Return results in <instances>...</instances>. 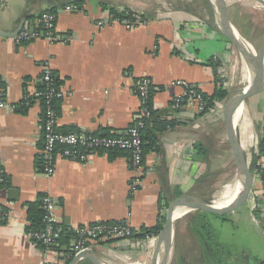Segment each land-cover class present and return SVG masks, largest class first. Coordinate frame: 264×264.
Listing matches in <instances>:
<instances>
[{
    "label": "crops",
    "instance_id": "1",
    "mask_svg": "<svg viewBox=\"0 0 264 264\" xmlns=\"http://www.w3.org/2000/svg\"><path fill=\"white\" fill-rule=\"evenodd\" d=\"M201 1L203 9L192 13L173 7L144 11L145 24L128 30L116 20L130 13L113 0H87L70 11L67 0H0V168L5 174L0 181V209L9 214L0 225V264L61 262L58 247L42 249L27 231V204L41 195L56 204L55 215L68 240L60 246H66L77 240L79 228L99 222L126 221L140 233L159 223L167 213L162 208L167 203L191 195H210L214 200L213 194L230 182L225 100L214 102L211 109L215 113L202 115H191L189 107L174 106L185 91L178 82L207 96H213L217 87L225 88V67L232 66L237 53L209 27L213 8L208 0ZM47 11L54 12L56 32L66 39L46 37L39 19ZM227 15L243 36L257 46L264 45L263 5L256 0H227ZM25 30L37 37L20 42ZM44 63L50 64L65 94L57 102L60 132L123 135L141 108L138 85L144 78L151 80L152 109L164 112L163 120L175 125L159 135L158 150L146 155L138 183H134L127 154L112 159L108 152H93L86 163L58 156L55 174L48 177L44 173L39 160L45 107L36 97L43 85ZM245 68L248 82L256 81L251 64ZM245 107L257 139L249 161L257 169L253 192L258 194V203L264 199V156H259L264 91L247 99ZM234 119L245 152L243 123L237 114ZM253 202L250 198L245 211L249 224L261 227L264 240V204L258 203L260 217L256 219ZM243 211L240 208L229 214L227 223L238 224ZM195 215L191 214V220ZM185 225L191 247L180 243L178 255H184L186 264H218L205 256L189 224ZM176 227L181 237L178 221ZM159 234L102 243L93 251L106 264H151ZM175 253L174 249L170 264H175ZM243 264H264V253L246 258Z\"/></svg>",
    "mask_w": 264,
    "mask_h": 264
},
{
    "label": "built area",
    "instance_id": "2",
    "mask_svg": "<svg viewBox=\"0 0 264 264\" xmlns=\"http://www.w3.org/2000/svg\"><path fill=\"white\" fill-rule=\"evenodd\" d=\"M68 11L72 8L77 9V5H69L66 7ZM130 11V12H129ZM127 10L129 15L118 18L116 21L122 24L128 30H132L145 24L143 12ZM39 23L44 28L46 37L51 41L66 39L56 32V16L54 12H44L39 19ZM37 37L36 34H30L27 30L23 31L19 36V41H30ZM42 83L47 87L45 92H39L36 97H45L47 111L44 120L42 121V128L44 130V146L41 151V162L44 173L51 177L55 174L56 159L58 156L74 162L86 163L88 154L93 152L107 153L111 150H123L130 153L131 168L134 172V183L140 181V173L144 169V151L142 130L145 127V120L152 115L151 107L149 106L151 100V93L154 90L153 83L148 78L142 79L137 87V93L141 100V108L134 117L131 126L123 135L103 136V134H87L81 132H60L57 129L58 115L53 108V102L63 99L64 92L55 84V74L51 69L49 63H44L41 66ZM225 86L231 88L227 81L229 80L226 70L224 74ZM185 88L184 94L177 98L174 102L176 108L189 107L191 115L213 113L214 109L207 111V104L201 92L195 87L178 82ZM225 87V89H226ZM1 107H7L1 103ZM215 113V112H214ZM5 176L3 170L0 168V181H3ZM258 194L251 193V199L254 200L252 210L258 208L257 201ZM42 205L45 211L43 218L44 230L39 233L32 234L37 242H41L48 248L58 247V256L64 258H74L79 253L93 250L96 245L122 240H132L134 231L126 221H119L117 223L99 222L93 225H88L77 230V240L66 246H60L58 238L61 237L63 230L59 225L58 217L55 215L56 204L54 200L48 196H43ZM250 200V199H249ZM9 214L0 209V225L8 220ZM258 219L257 217H255ZM47 264V263H41Z\"/></svg>",
    "mask_w": 264,
    "mask_h": 264
},
{
    "label": "water",
    "instance_id": "3",
    "mask_svg": "<svg viewBox=\"0 0 264 264\" xmlns=\"http://www.w3.org/2000/svg\"><path fill=\"white\" fill-rule=\"evenodd\" d=\"M81 1L86 2L87 0H67V5H75ZM256 1L264 6V0ZM208 2L214 12L209 27L227 39L234 48L243 54L257 74L256 81L242 88L229 91L224 102L223 113L226 121L227 137L237 171L239 191L235 199L225 206H218L213 200L207 201L201 196H182L175 199L167 210L166 220L159 234L151 264L171 263L175 249L178 221L175 213L178 210H186L188 213L202 211L214 215L231 214L249 201L256 180L257 169L251 166L247 155L243 151L234 116L236 110L247 99L264 91V45L257 46L237 30L227 15L226 0H208ZM84 261L91 264H106L93 250L79 253L68 264H80Z\"/></svg>",
    "mask_w": 264,
    "mask_h": 264
},
{
    "label": "trees",
    "instance_id": "4",
    "mask_svg": "<svg viewBox=\"0 0 264 264\" xmlns=\"http://www.w3.org/2000/svg\"><path fill=\"white\" fill-rule=\"evenodd\" d=\"M85 3V1H81L78 4H75L77 6H82ZM55 84L56 86H59V80L57 76L55 75ZM0 85H2L0 83ZM40 92H45L47 87L43 83V85L40 86ZM225 88L217 87V90L213 96H207L204 95L205 102L207 104V111L211 109V107L214 105V102L217 100H225L228 91L224 90ZM152 95H154V92L151 93V100ZM151 100L149 103V106L151 107ZM40 101L42 102L43 106L45 107V113L47 111V105H46V98L40 97ZM58 101L53 102V108L55 111L58 109ZM152 115L149 119L145 120V127L142 130V138H143V151H144V159L148 153L151 151L158 150V144H159V135L166 131L168 128L173 127L175 124L174 122L163 120L164 112L154 111L151 107ZM45 117V115H44ZM44 120V119H43ZM103 136H112L111 134L105 133ZM110 157L113 159L116 156L120 154H127L130 156V153L123 150H111L108 152ZM259 156H264V129L262 132V135L260 136V142H259ZM41 163V159L39 160ZM181 195V194H179ZM207 201H212V197L210 195L202 196ZM43 195L39 197V199L36 202L28 203L27 209H28V221L29 226L27 227V231L31 234L39 233L44 230V223L43 218L45 215V211L43 209L42 205V199ZM259 205L264 204V199L259 200ZM170 204L164 205L162 208L167 211ZM228 204H225V202L218 203V206H225ZM254 215L259 218L260 217V208L258 207L256 210H254ZM214 219H217L221 221L222 224H228L227 222H230L229 214L225 215H214L209 214L202 211H196V215L193 217V219L189 223V229L193 232L194 237L196 238L198 244L200 245L202 251H204L205 256L208 258H213L216 263L218 264H225V262L218 261V258L225 256L227 248L224 247L221 243H218L216 234L213 232V221ZM166 220V214L162 216V219L159 221V223L152 228H143V230L140 233L133 234V237L135 238H143L147 235H158L160 231L162 230L163 224ZM36 243L41 247L42 249L47 248L44 246L41 242ZM58 243L60 245H65L68 243V240L61 235V238L58 240ZM210 244H213L210 246ZM180 246V240L177 235V228H176V238H175V264H186V259L183 254L178 255V248ZM72 258H64L61 260L60 263L57 264H68ZM89 263V262H88Z\"/></svg>",
    "mask_w": 264,
    "mask_h": 264
},
{
    "label": "rangeland",
    "instance_id": "5",
    "mask_svg": "<svg viewBox=\"0 0 264 264\" xmlns=\"http://www.w3.org/2000/svg\"><path fill=\"white\" fill-rule=\"evenodd\" d=\"M103 1H108V0H103ZM113 2L116 3L119 8H124L125 10L139 11L143 13H145L144 11H148V10H167L165 9V7H173L178 9H191V13H192L195 12V9L201 11L204 7L203 2L201 0H113ZM235 50L238 53V50L236 48ZM225 69L227 76L229 78L227 83L229 84V86H232L230 88L231 90L242 88L249 84L248 75L246 73V68L244 67V64L240 63L235 71L232 70L233 63L232 66L230 65L228 68L225 67ZM224 81L226 80L224 79ZM243 105L245 106V103ZM221 122L222 124H225L223 123V121ZM237 129L240 140L241 130L238 125H237ZM229 151H230V147H229ZM250 151L251 149L247 153H249ZM229 161H230V165L228 167L229 168L228 179L231 180L220 190H217V192L213 194L214 197L217 194H219L220 191L225 190V188L228 185L231 186L237 185V180H238L237 171L231 153H230ZM213 202L215 203V200H213ZM245 206L246 205L241 207V209L243 208L244 210L242 213L243 216L241 221L238 224H235L234 226L232 224L221 225V223H218L217 219H214L213 221V230H214L213 232L216 234L217 237L216 239L218 243H221L224 247L227 248L226 255L218 258V261L225 262V264L228 263L233 264L232 262L233 260L234 261L239 260V262L243 264L245 263L246 258H249L250 256L256 253L257 254L264 253V240L261 231L262 229L258 225L257 227H255L249 224L250 216L246 214ZM191 214H193V211L188 213L186 216H184V218L178 221V226L181 233V237H179V240L184 247L187 244H189V246L191 247V234L184 233V232H189L185 224L186 223L189 224L191 220ZM212 245L213 244H210V246Z\"/></svg>",
    "mask_w": 264,
    "mask_h": 264
},
{
    "label": "bare ground",
    "instance_id": "6",
    "mask_svg": "<svg viewBox=\"0 0 264 264\" xmlns=\"http://www.w3.org/2000/svg\"><path fill=\"white\" fill-rule=\"evenodd\" d=\"M227 1V0H226ZM138 4V3H137ZM145 4V3H144ZM148 4V3H147ZM146 5V4H145ZM256 5V4H255ZM136 6V5H135ZM138 7V6H137ZM170 8V7H169ZM242 63L244 64V67H246L249 63V61L243 56V54H241L240 52L236 53L234 55V59H233V71L236 70V68L238 67V65ZM241 76V75H240ZM241 78V77H240ZM250 112V111H249ZM235 114H237L243 123V128H244V132H245V141H246V146H245V152L249 151L251 149V147H254L256 145L257 139L255 137V134L253 132V125L251 122V119L248 115L247 109L244 105H241L235 112ZM247 155H249L251 152L247 153ZM248 159H250L251 155L247 156ZM234 180V179H233ZM233 184V183H232ZM239 191V184L238 185H228L225 190L220 191L219 194H217L214 197L215 203L218 205V203L227 201L228 199H230L234 194H236ZM186 214H188V211L186 210H178L175 213V217L176 219L179 221L182 218H184V216H186ZM125 264H140L138 262L135 261H128Z\"/></svg>",
    "mask_w": 264,
    "mask_h": 264
}]
</instances>
